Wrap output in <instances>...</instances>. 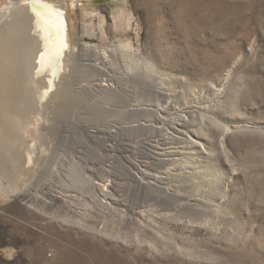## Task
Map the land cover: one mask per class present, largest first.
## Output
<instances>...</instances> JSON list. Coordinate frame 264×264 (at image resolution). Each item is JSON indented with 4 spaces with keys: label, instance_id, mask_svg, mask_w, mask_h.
Here are the masks:
<instances>
[{
    "label": "rangeland",
    "instance_id": "1",
    "mask_svg": "<svg viewBox=\"0 0 264 264\" xmlns=\"http://www.w3.org/2000/svg\"><path fill=\"white\" fill-rule=\"evenodd\" d=\"M43 1L107 58L71 56L37 198L0 181V264H264V0Z\"/></svg>",
    "mask_w": 264,
    "mask_h": 264
},
{
    "label": "bare ground",
    "instance_id": "2",
    "mask_svg": "<svg viewBox=\"0 0 264 264\" xmlns=\"http://www.w3.org/2000/svg\"><path fill=\"white\" fill-rule=\"evenodd\" d=\"M13 2L0 19V181L11 196L32 201L37 198L31 195L32 179L45 174L53 155L51 116L65 96L71 56L85 51L104 58L107 54L90 46L70 51L67 10L38 0ZM97 87L108 91L109 85ZM57 165L51 173L58 175ZM103 187H99L102 192ZM106 198L96 194V205L110 213L113 207ZM62 199L68 203L66 197ZM114 203L121 206L119 200Z\"/></svg>",
    "mask_w": 264,
    "mask_h": 264
},
{
    "label": "water",
    "instance_id": "3",
    "mask_svg": "<svg viewBox=\"0 0 264 264\" xmlns=\"http://www.w3.org/2000/svg\"><path fill=\"white\" fill-rule=\"evenodd\" d=\"M38 1L43 2V3H44V2H45V3L47 2V1H43V0H38ZM47 4L51 5L50 2H48Z\"/></svg>",
    "mask_w": 264,
    "mask_h": 264
}]
</instances>
